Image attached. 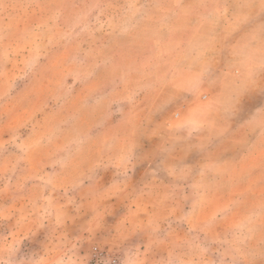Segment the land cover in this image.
I'll return each mask as SVG.
<instances>
[{
    "label": "rangeland",
    "instance_id": "374dc122",
    "mask_svg": "<svg viewBox=\"0 0 264 264\" xmlns=\"http://www.w3.org/2000/svg\"><path fill=\"white\" fill-rule=\"evenodd\" d=\"M0 0V264H264V0Z\"/></svg>",
    "mask_w": 264,
    "mask_h": 264
},
{
    "label": "crops",
    "instance_id": "0c3cea01",
    "mask_svg": "<svg viewBox=\"0 0 264 264\" xmlns=\"http://www.w3.org/2000/svg\"><path fill=\"white\" fill-rule=\"evenodd\" d=\"M224 8L220 1H198L196 0V22L204 19L207 15H210L212 11Z\"/></svg>",
    "mask_w": 264,
    "mask_h": 264
},
{
    "label": "snow or ice",
    "instance_id": "6c2138e0",
    "mask_svg": "<svg viewBox=\"0 0 264 264\" xmlns=\"http://www.w3.org/2000/svg\"><path fill=\"white\" fill-rule=\"evenodd\" d=\"M16 264H20V262H19V261H17V262H16Z\"/></svg>",
    "mask_w": 264,
    "mask_h": 264
}]
</instances>
